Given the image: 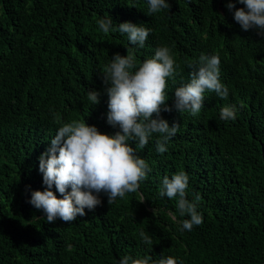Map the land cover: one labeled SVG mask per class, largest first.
I'll return each instance as SVG.
<instances>
[{"label":"trees","instance_id":"obj_1","mask_svg":"<svg viewBox=\"0 0 264 264\" xmlns=\"http://www.w3.org/2000/svg\"><path fill=\"white\" fill-rule=\"evenodd\" d=\"M168 2L169 10L147 14L148 0H0V264H118L124 255L264 264V36L243 30L227 0ZM108 16L113 30L104 34L97 21ZM125 21L152 29L143 48L114 30ZM161 46L179 65L168 79L169 106L201 54L219 55L228 98L206 92L196 116L162 106L161 117L180 128L165 153L156 151L157 133L137 149L151 169L138 191L112 204L101 193L102 204L72 223L47 222L29 200L44 190L38 158L57 121L84 119L114 134L101 73L114 53L132 50L139 65ZM89 89L100 92L98 104L89 102ZM225 105L237 107L235 120L220 119ZM179 171L189 176L186 198L201 197L203 223L191 231L181 230L188 216L178 197L158 195L162 178ZM141 230L152 246L142 243Z\"/></svg>","mask_w":264,"mask_h":264},{"label":"clouds","instance_id":"obj_2","mask_svg":"<svg viewBox=\"0 0 264 264\" xmlns=\"http://www.w3.org/2000/svg\"><path fill=\"white\" fill-rule=\"evenodd\" d=\"M236 3L243 7H236ZM148 13L157 14L169 10L168 0H148ZM226 8L233 12V19L247 31L256 29L264 36V0H227ZM110 16L97 21L99 29L108 34L113 30ZM127 34L130 45L143 48L152 29L132 22H121L114 29ZM219 55L201 54L198 60L190 62L191 69L187 83L175 88L174 104L169 106L168 79L175 78L179 65L168 46L156 48L151 58L142 63L132 50L126 55L114 53L111 62L104 69L102 83L107 93L106 122L118 128L114 134L101 132L95 125L82 120L62 123L50 139V146L40 154L38 170L42 174L44 190L31 192L29 203L36 209H42L49 223L57 218L70 224L77 216L83 217L85 209L94 211L102 204L100 194L107 196L112 204L117 198L123 199L128 193H135L140 183L151 171L148 163L141 158L137 149L148 144L153 133L160 134L156 140V151L165 153L170 138L179 131L178 122L171 126L161 117V109L179 113L190 112L192 116L200 113L204 107L206 92H214L220 99L226 100L228 88L220 81ZM87 98L92 105L100 102V92L89 89ZM237 107L225 105L220 110V119L235 120ZM133 142L135 147L132 146ZM53 185L61 195L52 191ZM189 176L179 171L169 178H162L158 195L173 199L178 197L177 208L188 218L181 222V230L191 231L193 226L203 223V216L197 211L201 197L197 194L193 201L186 198ZM70 189V190H69ZM141 198L139 202H143ZM171 215V213H170ZM175 220V215H172ZM141 241L152 246V238L143 230L139 232ZM118 264H178L173 256H161L153 260L150 255L132 257L124 255Z\"/></svg>","mask_w":264,"mask_h":264},{"label":"bare ground","instance_id":"obj_3","mask_svg":"<svg viewBox=\"0 0 264 264\" xmlns=\"http://www.w3.org/2000/svg\"><path fill=\"white\" fill-rule=\"evenodd\" d=\"M233 57V56H232Z\"/></svg>","mask_w":264,"mask_h":264}]
</instances>
